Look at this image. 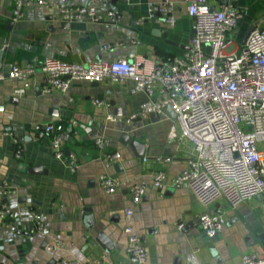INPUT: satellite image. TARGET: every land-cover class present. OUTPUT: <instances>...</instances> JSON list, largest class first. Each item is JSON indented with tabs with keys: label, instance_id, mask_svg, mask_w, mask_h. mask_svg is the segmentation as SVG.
Masks as SVG:
<instances>
[{
	"label": "crops",
	"instance_id": "0c3cea01",
	"mask_svg": "<svg viewBox=\"0 0 264 264\" xmlns=\"http://www.w3.org/2000/svg\"><path fill=\"white\" fill-rule=\"evenodd\" d=\"M161 2L173 5L174 26L149 14L147 6ZM225 2L207 0L216 11L229 0ZM112 5L121 15L119 22H66L58 10L35 3L24 7L21 17L13 21L12 0H0L3 71L14 64L37 70L27 83L10 78L0 83V184L7 182L12 188L3 202L16 216L11 226H0V262L130 264L123 232L127 208L132 210L128 224L146 249L144 264H241L244 254L264 256V206L260 196L234 208L219 198L205 208L185 185L162 190L149 186L142 200L132 204L130 186L149 182L156 171L169 177L178 175L194 151L188 140L168 138L176 122L166 115V107L157 119L148 115L129 121L142 104L156 102L162 96L135 91L131 80L109 79L98 83L74 81L66 93H42L44 75L39 66L46 58L81 64L143 58L157 64L191 48L193 19L187 15L185 0H67L61 4L94 6L102 15ZM236 7L244 17L226 34L227 53L241 47L250 29L264 27V0H238ZM95 99L103 105L95 106ZM108 116L113 119L108 120ZM47 123L56 127V133L68 134L63 151L75 157V173L70 171L68 155L54 158L49 137H36L35 126ZM125 136L144 146L143 158L136 156L130 143L120 141ZM102 137L109 140V148L95 145V140ZM15 141L22 149L20 161L14 158ZM108 152L120 154L111 167L105 166L104 155ZM20 164L25 168L40 166L46 173H27ZM102 174L120 183L114 194H106L99 187L97 180ZM84 208H91V229L83 224ZM216 209L226 212L225 224L217 236L208 238L197 218L202 212L213 213ZM31 212L47 226L45 238L29 234ZM99 233L114 244L109 253L96 242ZM57 240L61 247L48 251L46 245Z\"/></svg>",
	"mask_w": 264,
	"mask_h": 264
},
{
	"label": "built area",
	"instance_id": "2783aa9c",
	"mask_svg": "<svg viewBox=\"0 0 264 264\" xmlns=\"http://www.w3.org/2000/svg\"><path fill=\"white\" fill-rule=\"evenodd\" d=\"M65 1L12 0V20H18L23 8L31 3L58 10L66 22H119L121 19L115 5L102 15L94 6L62 7ZM185 1L187 15L193 19L190 52L157 64L143 58L88 64L46 58L39 66L44 75L41 91L45 94L52 90L66 93L74 81L98 83L109 79L113 82L131 80L135 91H151L162 96L156 102L142 104L129 117V121L150 114L159 116L164 113L165 107L170 106L176 125L169 130L168 138L186 139L193 144L194 151L187 159L185 169L178 175L169 177L163 171H156L150 175L149 182L141 181L130 186L128 192L132 204L142 200L149 186L162 190L166 186L185 185L205 208L219 198H224L234 208L257 196L262 198L264 206V27L253 28L238 50L227 53L226 34L236 28L244 17V12L236 7L238 0H229L227 5L213 12L207 0ZM147 8L151 16H160L167 25H175L171 3L149 4ZM4 49L5 46L0 48V83L6 78L27 83L28 78L36 73V68L14 64L6 73L2 61ZM93 104L103 105L97 99ZM107 119L112 120L113 117L108 116ZM55 131L56 127L51 123L35 126L37 138L51 139L54 158L59 160L65 156L63 146L69 136ZM15 144L14 158L20 161L22 149L17 141ZM95 145L105 149L109 148L110 143L106 137H102L95 140ZM68 157L70 171L75 173L78 163L73 155ZM119 158L118 152L106 153L105 166L111 167ZM97 182L106 194H114L120 186L116 179L107 174L100 175ZM12 192L7 182L0 184V226H11L16 218L3 202ZM225 214L221 209L199 214L198 225L206 237L214 238L222 231ZM30 215L29 234L38 233L45 238L47 226L37 213L31 212ZM131 216L132 210L125 209V254L130 264H144L146 249L141 237L128 224ZM182 226L180 224L178 227ZM61 245L57 240L47 244L46 249L51 251ZM240 263L264 264V256L258 253L244 254ZM60 264L82 263L71 261ZM86 264H99V261Z\"/></svg>",
	"mask_w": 264,
	"mask_h": 264
},
{
	"label": "water",
	"instance_id": "95a60500",
	"mask_svg": "<svg viewBox=\"0 0 264 264\" xmlns=\"http://www.w3.org/2000/svg\"><path fill=\"white\" fill-rule=\"evenodd\" d=\"M117 0H112V2L114 3ZM224 0V4L226 3ZM210 11L213 12L215 11L214 8H210ZM252 29H250L249 31H251ZM191 40L193 39V33L192 36L190 38ZM187 52L191 51V48H187L186 49ZM10 70V67L8 68V70L6 71V73H8ZM150 92V91H149ZM166 115L171 119V120H175V114L173 113V111L171 110L170 106L166 107ZM150 117H155L156 119L158 118L157 115L155 114H150ZM121 142L125 141L127 144L130 143L131 148L133 149L134 153L136 154V156L143 158L144 156V146L142 144H140L137 140H130L129 137L125 136L122 137L120 139ZM65 155H68L67 152L65 153ZM20 168L23 171H26L27 173L30 174H42V173H46L45 170H42V168L40 166L37 167H33V168H25L24 165L20 164ZM119 168V166H115V169L117 170ZM91 213V208H84L83 209V214H82V219H83V224L88 228L91 229L94 225V219H93V215L89 214ZM260 240V238H259ZM96 242L102 247V249L104 250L105 253H109L113 247L114 244L111 242V240L104 234V233H99L96 237Z\"/></svg>",
	"mask_w": 264,
	"mask_h": 264
}]
</instances>
